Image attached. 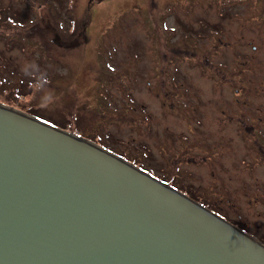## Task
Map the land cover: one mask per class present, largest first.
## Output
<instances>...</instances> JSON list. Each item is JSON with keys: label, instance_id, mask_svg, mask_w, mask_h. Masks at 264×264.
Segmentation results:
<instances>
[{"label": "rangeland", "instance_id": "374dc122", "mask_svg": "<svg viewBox=\"0 0 264 264\" xmlns=\"http://www.w3.org/2000/svg\"><path fill=\"white\" fill-rule=\"evenodd\" d=\"M0 17L1 104L264 244V0H0Z\"/></svg>", "mask_w": 264, "mask_h": 264}, {"label": "water", "instance_id": "95a60500", "mask_svg": "<svg viewBox=\"0 0 264 264\" xmlns=\"http://www.w3.org/2000/svg\"><path fill=\"white\" fill-rule=\"evenodd\" d=\"M0 264H264V244L141 167L0 103Z\"/></svg>", "mask_w": 264, "mask_h": 264}, {"label": "trees", "instance_id": "16d2710c", "mask_svg": "<svg viewBox=\"0 0 264 264\" xmlns=\"http://www.w3.org/2000/svg\"><path fill=\"white\" fill-rule=\"evenodd\" d=\"M90 1H92V0H90ZM28 27H31V26H18L16 28V30H12V31H14L13 34H17V35H14V36L20 37V38H22L24 40H28L29 39V35L31 34L33 38H37L38 35H37V37L35 36V31H33L34 28H33V30H31ZM51 30H54V29H51ZM54 35L58 38V35L56 33ZM53 38H55V37H53ZM58 40H59V38H58ZM57 45H59V46L61 45L60 41H59V43H57ZM62 46H65V45H62ZM66 47H68V46H66Z\"/></svg>", "mask_w": 264, "mask_h": 264}, {"label": "flooded vegetation", "instance_id": "af4514ba", "mask_svg": "<svg viewBox=\"0 0 264 264\" xmlns=\"http://www.w3.org/2000/svg\"><path fill=\"white\" fill-rule=\"evenodd\" d=\"M1 18V17H0ZM7 28H5L4 30H6ZM10 34V33H9ZM1 35H7V34H4V33H2ZM40 43V42H39ZM206 62V61H205ZM206 64H208L207 62H206ZM234 66H232V68H233ZM237 92V91H236ZM254 141H255V143H254V145L256 146L257 145V149H256V156H257V162H262L263 160H264V145L262 144V143H258V142H260V141H258V140H256V139H254Z\"/></svg>", "mask_w": 264, "mask_h": 264}]
</instances>
